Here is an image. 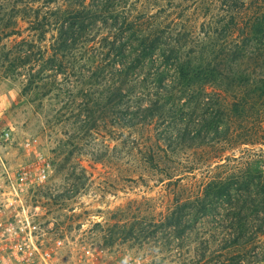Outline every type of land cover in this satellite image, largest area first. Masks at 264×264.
<instances>
[{
    "label": "trees",
    "instance_id": "trees-1",
    "mask_svg": "<svg viewBox=\"0 0 264 264\" xmlns=\"http://www.w3.org/2000/svg\"><path fill=\"white\" fill-rule=\"evenodd\" d=\"M112 1L56 16L53 22L35 12L29 20L32 30L46 33L44 29L53 26L58 31L48 47L52 53L35 54L36 45L30 44L5 61L19 75L41 65L43 71L49 67L55 74L71 76L75 47L80 42L92 45L89 53H97L90 64L92 76L99 78L107 69L112 100L128 99L123 123L131 129L163 124L161 136L144 144L149 151L144 159L153 168L161 167L157 150L180 154L196 149L203 155V167L219 170L234 162L244 146L264 147V0H160L167 4L141 16L132 10L117 12L121 4ZM99 20H112L108 32L89 38L88 29ZM47 77L33 75L24 91L45 87ZM253 166L246 161L237 172L211 170L205 182L178 185L189 197L185 203L177 201L168 226L183 227L189 210L194 221L220 210L227 211L229 221L211 228L209 254L188 264H223L224 258L227 264H241L236 249L252 242L248 223L264 212V171ZM184 173L165 169L168 179ZM177 179L180 183L185 178Z\"/></svg>",
    "mask_w": 264,
    "mask_h": 264
},
{
    "label": "rangeland",
    "instance_id": "rangeland-1",
    "mask_svg": "<svg viewBox=\"0 0 264 264\" xmlns=\"http://www.w3.org/2000/svg\"><path fill=\"white\" fill-rule=\"evenodd\" d=\"M112 2L121 4L117 12L132 10L135 16L154 14L167 4L160 0ZM101 4L102 0H0V30L4 28L0 41V159L14 165L23 155L21 143L38 139L54 166L47 186L31 194L41 205L37 211L42 214L39 222L49 225L53 221V227L67 230L72 240L108 249L111 261L124 253L143 256L145 264L200 260L204 253L209 254L206 240L211 238V228L229 224L227 211L200 215L194 221L189 210L180 228L170 227L167 222L177 201L185 203L189 197L178 185L205 182L215 165L203 167V155L189 149L180 154L157 150L161 167H151L144 159L149 154L144 144L155 142V135L161 136L159 126L163 124L153 129H131L123 123L128 99L119 96L112 100L108 90L112 76L107 69L99 78L92 76L90 64L97 55L95 50L89 53L92 45L88 48L80 42L75 47L76 68L71 76L55 74L47 66L43 71L41 65L33 67L29 74L19 75L9 66L30 44L36 45L35 54H46L47 50L52 53L48 47L58 31L53 26L44 29L46 33L32 30L29 20L35 12L53 22L56 16L84 8L93 10ZM111 23L112 20H99L88 29L89 38L95 33H107ZM15 30H20V35L13 34ZM7 57L10 61H5ZM43 74L49 75L45 87L24 91L27 80ZM134 112L141 113L136 109ZM7 131L12 133L8 144L2 138ZM240 151L243 153L238 151L234 162H225L227 166L213 172L230 174L246 161L264 171V147L244 146ZM195 166L198 169L193 171ZM169 167L186 170L179 176L185 179L180 183L176 182L179 177L168 179L165 169ZM238 192L245 193L242 189ZM246 215L245 211L242 216ZM253 219L248 223L252 242L236 249L239 253L235 258L241 259V264L264 263V212ZM224 259L223 264H227Z\"/></svg>",
    "mask_w": 264,
    "mask_h": 264
},
{
    "label": "built area",
    "instance_id": "built-area-1",
    "mask_svg": "<svg viewBox=\"0 0 264 264\" xmlns=\"http://www.w3.org/2000/svg\"><path fill=\"white\" fill-rule=\"evenodd\" d=\"M2 138L8 144L12 133ZM20 147L23 155L14 165L0 159V264H145L143 256L129 253L111 261L108 249L72 240L53 221L42 225L41 205L31 194L50 182L53 162L36 138Z\"/></svg>",
    "mask_w": 264,
    "mask_h": 264
}]
</instances>
